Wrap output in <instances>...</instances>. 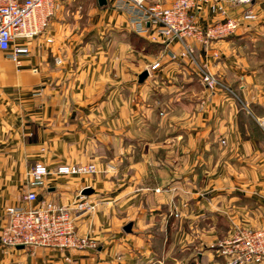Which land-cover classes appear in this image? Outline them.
<instances>
[{"label":"crops","instance_id":"obj_1","mask_svg":"<svg viewBox=\"0 0 264 264\" xmlns=\"http://www.w3.org/2000/svg\"><path fill=\"white\" fill-rule=\"evenodd\" d=\"M71 2L57 0L45 31L21 41L18 66L0 52V238L7 208L73 207L81 195L95 205L74 222L87 245L0 242V264L221 263L219 243L264 227V0H223L227 17L250 9L256 20L206 48L191 41L189 59L157 27L138 35L115 0ZM194 19L203 28L221 17L202 6ZM206 73L222 87L206 91ZM36 163L97 173L31 186ZM31 192L34 203L23 200Z\"/></svg>","mask_w":264,"mask_h":264},{"label":"built area","instance_id":"obj_2","mask_svg":"<svg viewBox=\"0 0 264 264\" xmlns=\"http://www.w3.org/2000/svg\"><path fill=\"white\" fill-rule=\"evenodd\" d=\"M233 5L250 6L253 0H226ZM115 7L125 10L129 22L138 35L145 34L149 27H157L158 34L166 40H174L183 48L179 58H191V41L203 48L209 42L233 35L243 24L254 22L256 15L247 9L239 18H229L223 8V0H162L151 3L146 0H115ZM202 6H208L221 20L198 27L194 13ZM57 0H0V52L16 66L20 59L29 54V49L20 44L42 34L57 10ZM48 43L51 40H47ZM202 86L208 92L221 88L220 82L210 74L200 77ZM97 173L95 165H60L49 170L41 163L34 164L28 172L31 186L41 185L48 175L85 176ZM73 207L56 206L41 202L28 208H7V225L0 242L5 247H39L56 250L79 249L87 245L74 232L77 215L92 212L95 205L78 195ZM28 203L36 201L34 193L23 197ZM221 264H264V227L244 228L234 231L230 239L218 245ZM67 264H72L66 259Z\"/></svg>","mask_w":264,"mask_h":264},{"label":"water","instance_id":"obj_3","mask_svg":"<svg viewBox=\"0 0 264 264\" xmlns=\"http://www.w3.org/2000/svg\"><path fill=\"white\" fill-rule=\"evenodd\" d=\"M97 4L99 6H104L106 5V0H97ZM148 76V73L147 72H143L141 73L139 76H138V82L139 83H142ZM83 195H89L91 194V191L89 189H85L83 190ZM130 229H131V224H127L125 227H124V232L125 233H130Z\"/></svg>","mask_w":264,"mask_h":264},{"label":"rangeland","instance_id":"obj_4","mask_svg":"<svg viewBox=\"0 0 264 264\" xmlns=\"http://www.w3.org/2000/svg\"><path fill=\"white\" fill-rule=\"evenodd\" d=\"M72 2L70 3V4H67V6H69V8H71V10L72 9H74V8H83V7H85L86 8V6L88 5H86V3H87V1L88 0H71ZM80 10V9H79ZM83 10V9H82ZM81 11V10H80ZM176 217H178V215H176ZM252 229H254V228H252ZM223 262V261H222ZM221 262V263H222ZM221 263H219V264H221Z\"/></svg>","mask_w":264,"mask_h":264}]
</instances>
